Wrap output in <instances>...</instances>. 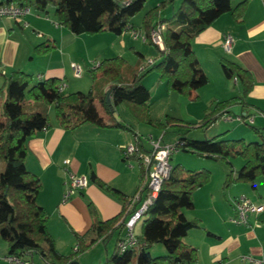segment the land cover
<instances>
[{
    "label": "trees",
    "instance_id": "1",
    "mask_svg": "<svg viewBox=\"0 0 264 264\" xmlns=\"http://www.w3.org/2000/svg\"><path fill=\"white\" fill-rule=\"evenodd\" d=\"M145 1L130 0L123 4L119 0H7L26 4L38 13L46 12L48 6L52 7L57 25L75 35L108 31L120 36L126 31L140 29L148 32L154 20L163 22L166 25L165 50L160 51L157 48L158 61L154 62L152 59L149 70L158 71L159 79H165L169 91L189 97L192 91L208 83V78L192 50L193 39L223 14L229 13L235 21H240L247 0H242L235 6L231 5L230 0H182L168 18H161L160 13L172 5L173 0H161L144 14L141 28H136L131 24V18L142 9ZM53 48V42L46 41L35 46L34 51L43 55ZM127 67L126 61L120 56L102 59L96 68L90 69L92 82L87 93H70L65 92V89L59 91V85L64 82L58 78L38 79L33 82V76L21 70H14L7 76L2 75L4 80L0 86V162L3 168L0 171V239L7 245L6 255H15L27 260L37 255L44 264H69L77 253L87 251L98 241L105 243L117 229L122 228L124 222L149 193L144 177L133 195L127 197L101 183L92 174L91 179L101 189L124 200L123 208L113 218L99 221L89 203L92 225L84 234L75 235L76 245L73 253L63 255L58 252L46 228L48 215L36 202L41 187L40 180L28 171L24 164L26 140L50 126L47 113L50 106L53 107L57 125L64 130H75L86 123L128 129L111 117L110 106L122 103L138 123L159 129L162 133L170 128L184 127V132L172 144L177 150L228 164L230 170L225 177L224 187L236 181L253 183L259 177L264 178V127L251 126L259 141L225 139L221 135L202 140L193 139L188 136L191 126L180 119L169 115H165L161 120L151 118L150 93L141 82L142 75L132 73L128 79L124 78V70ZM220 68L227 79L235 78V82L240 86V94L214 102L213 107L196 125L202 130H206L222 115L231 116L226 114L229 107L246 106V96L253 86L251 73L236 62L221 59ZM98 71L108 84L104 91L97 89L95 84ZM196 99L197 97H194V100ZM94 101H98L103 111L110 115L111 123H103ZM261 113L264 115V111ZM249 116L251 115L245 113L241 117ZM145 136L135 134V138L140 141ZM140 151L145 152L143 143ZM134 157L140 161L138 154H134ZM234 157L244 160L238 170H233L231 166L230 159ZM171 166L169 176L162 182L156 197L141 215L143 220L140 235L134 233V228L141 217L133 226L135 245L120 252L116 242L113 252L106 256L101 264L196 262V248L187 245L183 239L189 230L198 228L200 224L197 219H187L182 210L193 208L192 194L209 182L210 172L206 169H187L181 164ZM138 192L140 199L131 202V198ZM156 243L164 246L166 254L151 256L149 248Z\"/></svg>",
    "mask_w": 264,
    "mask_h": 264
},
{
    "label": "crops",
    "instance_id": "2",
    "mask_svg": "<svg viewBox=\"0 0 264 264\" xmlns=\"http://www.w3.org/2000/svg\"><path fill=\"white\" fill-rule=\"evenodd\" d=\"M241 1L230 0V3L235 6ZM175 8L172 6L170 10L162 11L160 17H170ZM245 8L240 21H235L229 13L223 14L200 32L191 43L198 64L208 78V83L192 91L187 97L189 100L195 101L194 97L199 101L204 99L209 104L208 110H210L214 102L224 101L240 94V86L234 80L231 81L237 85V93L229 87V79L224 76L220 68L221 59L236 62L248 70L253 78V86L245 99L247 107L241 105L229 107L226 114L234 113L236 116L233 120H224L222 115L205 130L204 138L221 135L225 139H232L235 134L242 135L244 131L239 129V126H234V122L246 124V121L237 120V117L245 113L253 117V122L250 124L264 127V115L261 113L264 111V0H247ZM51 12L53 13V10ZM44 13L47 14L46 17L31 9V13L19 21L0 18V75L7 76L14 70H21L32 76L35 75L37 80L60 79L65 83V92L80 91L86 82L71 85L69 78H81L83 69L81 76L75 77L71 64L80 66L79 60H86L85 56L88 54L87 42L95 43L101 36H86L83 39L84 34L75 35L57 25L54 16V21H49L48 9ZM124 33L120 36L111 33L113 36H108L111 40L107 50L111 46L113 52L111 54L114 57H122L131 50L144 58V53L128 45L124 40ZM226 34L233 37L230 53H226L222 47ZM46 41L53 42L54 48L47 54H36L35 46ZM79 43H82L83 47L80 54L74 49ZM210 70L212 76L208 75ZM97 76L102 78L101 74ZM143 85L148 87L145 83ZM95 102L94 105L103 123H111L110 115ZM50 108L53 109L50 106L48 110ZM206 110L202 109V113L204 114ZM110 111L111 117L122 123L114 115L112 105ZM49 122L48 128L26 140L24 164L26 169L40 180L41 187L36 202L48 215L46 228L54 240L55 248L61 254L68 255L70 253L68 248L72 244L75 250V235L84 234L92 225L89 203L93 206L99 221L113 218L123 208L124 200L101 189L91 179L92 174L101 183L127 197L133 195L142 177L146 179L144 167L139 159L134 155L124 157L119 148L121 144L133 141L135 134L141 136L143 134L140 129L130 127V123H122L128 129L107 128L86 123L75 130H64L57 125L54 115L53 118H49ZM148 134L152 133L148 132ZM153 136L156 139L161 137L162 143L163 133ZM143 148L148 149L149 144L143 142ZM64 160H69L68 165L63 164ZM66 170L86 176L89 182L77 195L66 202H61L64 181L67 177ZM223 174L225 175V172ZM223 174L221 178H224ZM209 185L211 182L193 192L192 209L182 210L187 219H197L200 224L198 228L189 230L183 239L187 245L197 250V260L190 264H256L255 262L264 264V212L258 216L251 215L245 225L235 224L231 221L235 216L232 200L226 203L223 198L218 199L213 187ZM249 200L252 202L251 199ZM253 204L264 205V198L260 196V199ZM114 235L115 239L111 247L109 243H105V258L113 252L117 239L126 235L125 226L117 229L109 238ZM98 243L103 242L98 241L91 247ZM30 261L33 262L32 258ZM69 264L80 263L74 259Z\"/></svg>",
    "mask_w": 264,
    "mask_h": 264
},
{
    "label": "rangeland",
    "instance_id": "3",
    "mask_svg": "<svg viewBox=\"0 0 264 264\" xmlns=\"http://www.w3.org/2000/svg\"><path fill=\"white\" fill-rule=\"evenodd\" d=\"M122 3L130 0H119ZM182 0H173V4L170 5L165 10H170L172 6L178 7L180 2ZM159 0H146L144 2V5L142 9L137 12L132 18H131V24H133L136 28L142 26V20L144 14L152 7L157 5ZM48 19L49 21L53 22V13L51 10H53L52 7L48 6ZM164 10V11H165ZM34 11V10H33ZM35 12V11H34ZM41 15L44 17L47 16L46 13L41 12ZM96 34H84L82 35L83 39L86 38V36H101L100 39L93 43V41H88L86 44L88 54L85 56L86 60L82 61L79 60V65L83 69V73L81 78H73L71 79V85L73 84H84V88L80 90V92L87 93L91 86V67L93 64L98 63L102 59L105 58H111L114 57L110 48L107 50V46L109 45V42L111 39L108 38V36H113L111 33H98ZM107 34V35H106ZM110 34V35H109ZM124 40L127 41L128 45L135 47L136 51H140L141 53H144V58L140 57L135 51H127V53L122 56L124 60L126 61L127 68L124 70V78L131 77L132 73H138L142 75L141 82L142 84L145 83L148 87L147 89L150 91V101H149V110H150V116L154 120H161L165 115H169L172 117H175L177 119H180L183 123L191 126L188 132V136L196 139V140H202L204 139L203 134L205 133V130H202L200 128H197L196 125L199 123V121L204 117L205 113L209 109V104L206 103V100H189V98L184 97L182 95H179L173 91H169L167 89L166 81L165 79H159V73L156 70H149L150 65L148 64L149 60L154 59V62L158 61L159 58V50L157 47H155L153 44L149 43H143L140 39L133 40L131 39V31H126L124 33ZM98 38V37H96ZM81 47V48H80ZM77 51L82 53L83 47L82 43H79L77 46ZM110 50V52H109ZM106 51V52H104ZM104 53V54H103ZM109 53V54H105ZM111 55V56H107ZM148 64V66H147ZM210 73V74H209ZM100 72L98 71L96 74V87L104 89L107 87V83L104 81L103 77H98ZM208 75L212 76L211 70L208 72ZM4 77L0 75V86L3 84ZM160 80V81H159ZM37 79L35 75L33 76V82H36ZM228 85L230 88L234 90V92L237 93L238 87L235 85L231 80L228 81ZM203 87V86H202ZM237 89V90H236ZM95 104L99 107L98 101L95 102ZM114 115L122 121V123H130V127L133 126L134 129H140L143 136L147 135L148 132L152 133L155 136H159V134H162V131L153 127H150L146 124L138 123L132 115L127 111L124 104H118L116 106H112ZM212 107H210L211 109ZM202 109H207L206 112L203 114ZM47 113L49 118H53V109L50 108ZM232 118H234L236 115L234 113L230 114ZM231 124V122H229ZM234 126H239V129L243 130V134H235V136H232V139H239L243 138L246 142H252V141H259V138L254 134L251 126V124L247 123H238L234 122ZM185 128L183 127H174L166 130L163 133L162 136V143L164 144H172L178 136L184 132ZM238 135V136H237ZM170 164L176 165L181 164L183 167L191 170H201L206 169L210 172V179L209 182H211L210 187H213V191L216 192L217 198H223L226 203L230 200L238 199L241 196H244L247 199H251L253 203H255L256 200L260 199V196L264 198V178L259 177L253 181V183L249 181H236L234 183H231L228 187H224V181L225 177L228 174L230 167L228 164L222 161H214L211 159H207L201 156H198L196 154L183 152L181 150L175 151L170 158ZM231 166L233 170H238L244 163V160L241 157H234L230 159ZM3 168V164L0 162V171ZM225 172V175L223 174ZM224 175V178H221V175ZM208 182V183H209ZM207 183V184H208ZM201 188V187H200ZM259 190V192H257ZM254 198V199H253ZM143 217L140 218V220L137 222L134 233L136 235H140V226L142 224ZM115 235L112 238H109L108 241L105 243H109L110 247L114 243ZM105 243H98L94 247H91L87 251L79 252L75 255V259L80 264H101L105 260ZM69 254L73 253L74 245L72 244L69 248ZM7 245L4 241L0 239V264H6L4 261V257L7 254ZM149 253L152 257L160 256L166 254V250L164 246L160 243L153 244L149 248ZM33 260V264H44L41 259L37 255H33L32 257H29V259Z\"/></svg>",
    "mask_w": 264,
    "mask_h": 264
},
{
    "label": "built area",
    "instance_id": "4",
    "mask_svg": "<svg viewBox=\"0 0 264 264\" xmlns=\"http://www.w3.org/2000/svg\"><path fill=\"white\" fill-rule=\"evenodd\" d=\"M128 2H123L127 4ZM31 13V7L26 4H18L14 2H7L0 0V18H8L15 21L22 20L26 15ZM166 32V25L163 22L154 21L150 26L148 32L143 30L131 31V38L133 40L140 39L142 42H150L160 51L165 50L164 46V34ZM233 45V37L230 34L224 36L222 47L226 53H230ZM151 60L148 61V64ZM98 66V63L93 64L91 69ZM71 68L75 77H80L82 68L74 63L71 64ZM234 81L235 78L233 79ZM65 83L59 85L58 90L64 91ZM224 120H233L231 116H223ZM239 121H246L247 123L253 122V117L249 116L242 118L237 117ZM142 140L149 144V148L145 152H141ZM120 151L124 157H129L134 154H138L140 162L145 170V178L147 188L149 190L146 198L141 202L139 207L133 212V214L125 221L124 226L126 228V235L117 241V247L120 252L132 247L136 243V239L133 233V226L135 222L139 220L141 215L146 211L148 205L152 203L156 197L162 182L169 176L172 166L170 164L171 155L177 151L173 144L161 143V137L154 138L152 134H147L144 138H134L133 141L121 144L119 146ZM69 160H64L63 164L68 165ZM67 177L64 181V191L61 196V202L68 201L72 196H75L85 188L88 184V178L83 175H76L73 172L66 170ZM140 199L139 192L136 193L131 202H135ZM232 206L235 210V216L231 221L235 224H247L248 218L251 215L258 216L264 211V205H255L249 199L241 196L238 199L232 200ZM6 264H33L32 261L24 259L15 255H6L4 258ZM256 264L259 262H255Z\"/></svg>",
    "mask_w": 264,
    "mask_h": 264
}]
</instances>
